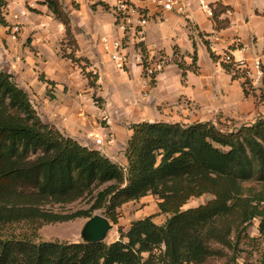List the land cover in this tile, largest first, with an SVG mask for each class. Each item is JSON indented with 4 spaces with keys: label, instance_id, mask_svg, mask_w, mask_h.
Listing matches in <instances>:
<instances>
[{
    "label": "trees",
    "instance_id": "1",
    "mask_svg": "<svg viewBox=\"0 0 264 264\" xmlns=\"http://www.w3.org/2000/svg\"><path fill=\"white\" fill-rule=\"evenodd\" d=\"M36 1L62 25V41L70 49L64 56L87 65L84 58L73 56L77 45L61 2ZM209 6L214 30L225 28L228 19L223 16L231 8L218 1ZM5 7L6 0H0L2 27H8ZM203 43L209 50L208 42ZM192 46L191 64L186 65L182 57L173 60L182 78L187 70L197 71L195 44ZM173 54L177 55L175 48ZM141 56L146 57L143 46ZM210 56L215 58L211 52ZM222 67L228 71L230 64ZM261 71L259 100L264 99L262 66ZM87 75L97 80L95 73ZM242 75L237 71L235 77ZM154 77L149 78L150 84ZM246 83L240 80L248 95ZM129 129L126 164L120 166L44 123L13 75L0 70V264H204L223 257L236 260L243 251L241 245L253 242L247 234L252 221L260 218V229L264 225V114L250 125L231 129L211 121H143ZM88 194L92 204L87 210H51ZM148 195L156 199L158 213L166 215L162 224L153 222L152 215L145 216L131 222L126 231L118 228L119 238L109 243L39 240L40 226L87 219L94 210H101L117 224L122 204ZM202 195L212 198L182 209L190 198Z\"/></svg>",
    "mask_w": 264,
    "mask_h": 264
},
{
    "label": "crops",
    "instance_id": "2",
    "mask_svg": "<svg viewBox=\"0 0 264 264\" xmlns=\"http://www.w3.org/2000/svg\"><path fill=\"white\" fill-rule=\"evenodd\" d=\"M64 1L67 3L61 4L70 17L71 32L77 49L80 48V57L87 61L88 66L92 64L96 68L94 73L99 76L98 84L105 90L111 113H114L113 116L117 115L118 120L115 121L111 116L108 128H95L91 125L93 118L88 110L78 99L73 100L70 96L75 91L73 87L77 80L76 73L71 69L72 64L58 59L53 54L49 47V45L53 47L52 41L49 42L50 30L46 28L41 30L42 35L46 36L42 41L45 44L40 45L45 47L49 54L43 60L40 58L31 60L33 65L29 67L30 69L41 67L40 72L45 75L44 86L54 85L53 96L49 100H44L38 112L44 123L54 126L60 133L79 144L98 150L121 166L126 164L124 151L131 135V130L125 124L143 121L217 123L225 119L243 118L251 120L249 124L243 125L254 123V99L244 94L238 77L232 75L229 70H224L219 55L227 51L235 60H245L249 64L258 60L264 67V0H206L208 4L218 1L231 8V12L223 16L228 19V24L220 30H214L212 21L200 9L199 0H184L186 9L181 15L175 13L158 15L154 12L153 6H150L149 21H157L150 22L145 27L142 44L145 56L160 57L167 62L165 68L154 77L152 85L148 83L149 79L143 76L142 56L134 46L127 47L126 64L120 69L110 61L100 44L96 43L98 35L110 38L117 35L111 13L108 18L102 16L97 19L93 15L99 11L101 1ZM32 2L33 4L27 0H6V7L24 13V6L27 3L31 9L37 11L30 12L48 11L36 0ZM72 3L77 5L76 9L72 7ZM104 4L106 3L103 2L102 5ZM37 15L41 17L40 14ZM20 18L37 23L41 20L25 14ZM7 23L9 24L8 21ZM58 26L64 37L62 25L58 23ZM203 40L208 42L209 50L215 58L210 56ZM35 43L32 40L30 45H37ZM192 44H195L197 71L187 70L185 77L182 78L173 60L182 57L186 65L191 64ZM174 48L177 55L173 54ZM34 63H37V66H34ZM95 83L97 85V82ZM62 84L68 88L66 95ZM157 109L164 114L157 113ZM139 113L142 114V119L129 124L126 122L129 117L138 118ZM148 113L150 115H147ZM166 113L170 115L165 116ZM88 138L90 142L86 141ZM99 138L101 143L97 145L95 139Z\"/></svg>",
    "mask_w": 264,
    "mask_h": 264
},
{
    "label": "rangeland",
    "instance_id": "3",
    "mask_svg": "<svg viewBox=\"0 0 264 264\" xmlns=\"http://www.w3.org/2000/svg\"><path fill=\"white\" fill-rule=\"evenodd\" d=\"M28 3L33 4L32 0H27ZM62 4L67 3L64 0H61ZM99 11L95 12L93 15L98 19L102 16L105 18L109 17V7L107 4H103V2H99ZM95 5H92V7ZM73 8H77V5L72 3ZM31 7L27 5L24 6V13L21 11H17L16 9H12V7H5L4 16L5 19L9 22V27H1L0 26V70L11 73L16 81V83L24 89L33 106L40 112L42 105L44 104V100H49V98L54 93V85L44 86L45 77L41 67L37 66V63H34V66L37 68L30 69L31 60H35L40 58L43 60L49 54V51L42 47L40 44L44 41L46 36L42 35L41 30L49 29L50 30V40L52 41L53 47L49 45L51 51L58 59H63L64 61L70 62L72 64L71 69L77 75L76 82L74 84V92L70 94L73 100L78 99L79 103L84 106L89 114L92 116L93 121H91V125L95 128H108L110 125V117H114L115 121L118 120L117 115L111 113L112 110L107 103V95H105V90L98 84L99 76H97V80H93L91 77H88L87 72L94 73L96 68L91 64V66L85 65V62H71L70 59L65 57L64 55L70 52V49L66 48V43L62 40L63 31L58 29V23L53 19V16L48 12H40L33 13L30 12ZM96 9H91V11H95ZM32 16L34 18H39L44 23L33 22L32 20H27L20 18L22 15ZM37 14H40L38 16ZM157 20H150L148 23L156 22ZM36 24V25H35ZM58 26V27H57ZM62 32V37L60 34ZM103 35H98V39L96 43H99V39ZM34 40L37 45L31 46L30 43ZM35 43V44H36ZM42 44H45L43 42ZM43 50H42V49ZM43 51V53H41ZM46 52V53H45ZM48 52V53H47ZM75 58H79L81 56L80 48L75 50L73 53ZM153 59H157L160 57H152ZM167 65V62H164L163 69ZM261 65V64H260ZM162 69V70H163ZM156 76V75H155ZM241 80V79H240ZM246 83V89L248 91V95H250L254 99L255 108H254V116L253 121L260 115L264 114V99L259 100L260 89L263 88L262 78L255 85H251L248 83V79H244ZM91 82H94L93 85ZM97 82V85L96 83ZM149 83V80H148ZM63 85V84H62ZM152 85V84H151ZM64 87V95L67 93V86ZM46 88V89H44ZM47 92V94H46ZM147 95V94H146ZM255 95V97H253ZM110 110V111H109ZM156 110V109H155ZM147 112V111H146ZM160 115L164 113H160V110L156 111ZM147 115H150L148 113ZM170 115L166 113L165 116ZM142 119V114L139 113V117H129L126 119V122L129 124L132 121ZM163 120V119H161ZM174 120V119H173ZM179 120V119H178ZM171 121V120H170ZM251 120L243 119H225L221 123L223 128H233L239 127L243 124L250 123ZM181 122V121H180ZM126 127L130 125L125 124ZM96 137V136H93ZM101 139V138H100ZM86 141L90 142V138L86 139ZM121 166V165H120ZM248 186V184H246ZM257 189V186H255ZM255 189V190H256ZM96 192V189L93 190L92 194ZM91 195H86L79 200L62 205V206H53L51 210L59 213H72L77 210H87L92 204ZM212 197L210 195H202L198 198H190L187 203L182 207V209L196 207L198 205L204 204L206 201L210 200ZM49 206H46L48 208ZM120 212V216L117 219V224H112V229L108 232L104 242L109 243L115 241L119 238L118 228H121L123 231H126L131 222L134 220L141 219L145 216H153V222L156 224H162L166 215L159 214L156 199L152 196H145L136 201H129L121 205L118 209ZM92 214H100L101 210H94ZM88 219V218H87ZM83 217L75 218L70 221L54 223V224H45L39 227L37 233L39 240L42 241H62V242H80V230L87 220ZM264 221V219H263ZM260 218H256L252 221L251 225L247 228V234L250 238H253V242H246L241 245L242 252L238 255L234 262H230L227 258L220 259H211L208 260L204 264H264V225L263 228L260 229Z\"/></svg>",
    "mask_w": 264,
    "mask_h": 264
},
{
    "label": "built area",
    "instance_id": "4",
    "mask_svg": "<svg viewBox=\"0 0 264 264\" xmlns=\"http://www.w3.org/2000/svg\"><path fill=\"white\" fill-rule=\"evenodd\" d=\"M105 2L110 10L113 26L117 35L113 38L102 36L99 44L110 61L118 68H124L127 60V47L132 45L141 55V46L144 41L145 27L150 19V6L154 12L159 14L175 13L184 14L186 4L184 0H96ZM200 9L210 18L212 8L206 0H199ZM220 57V62L230 64L229 71L235 76L237 71L243 73L241 80L248 79L251 85L257 84L262 78L261 65L258 60L252 64L245 60H235L231 54L224 51ZM142 58V57H141ZM144 62V63H143ZM165 60L163 58L153 59L152 57L142 58L143 76L148 79L161 72ZM101 139H95V144H100Z\"/></svg>",
    "mask_w": 264,
    "mask_h": 264
},
{
    "label": "water",
    "instance_id": "5",
    "mask_svg": "<svg viewBox=\"0 0 264 264\" xmlns=\"http://www.w3.org/2000/svg\"><path fill=\"white\" fill-rule=\"evenodd\" d=\"M111 229L112 224L106 217L100 214H94L84 222L80 230V242H104L108 232Z\"/></svg>",
    "mask_w": 264,
    "mask_h": 264
}]
</instances>
